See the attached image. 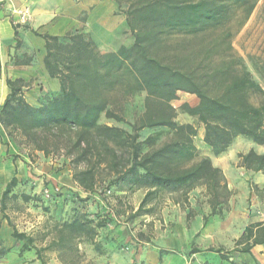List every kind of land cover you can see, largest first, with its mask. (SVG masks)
Masks as SVG:
<instances>
[{
    "label": "trees",
    "instance_id": "obj_1",
    "mask_svg": "<svg viewBox=\"0 0 264 264\" xmlns=\"http://www.w3.org/2000/svg\"><path fill=\"white\" fill-rule=\"evenodd\" d=\"M121 1L114 0L119 8ZM123 1L132 43L102 53L82 32L60 37L43 34L44 66L50 77L59 80L60 92L33 106L23 98L27 84L7 79L10 92L0 105V126L12 141L19 138L20 144L45 156L62 152L73 183L84 192H93L101 184L102 193L144 189L130 217L150 215L152 208L145 207L158 193H186L196 185L204 189L209 215H214L231 191L209 156L192 161L197 152L196 128L176 121L171 101L178 93L197 98L194 106L184 102L180 109L202 125V143L214 156L224 153L238 136L264 146V89L231 45L257 0H235L236 17L216 0ZM136 92L144 93L142 110L127 121L123 103ZM100 114L129 129L99 123ZM72 127L74 134L69 131ZM158 129L168 130L170 137L159 143L157 132L142 136L145 130ZM238 157L247 172L264 174V154L250 149ZM17 185L15 175L3 185L1 211ZM21 197L32 199L28 194ZM105 223L73 217L61 225L57 243L80 237L94 243L95 228ZM12 236L26 237L16 230ZM254 245L264 246V222L245 226L230 252L250 253ZM208 251L220 254L221 249Z\"/></svg>",
    "mask_w": 264,
    "mask_h": 264
},
{
    "label": "rangeland",
    "instance_id": "obj_2",
    "mask_svg": "<svg viewBox=\"0 0 264 264\" xmlns=\"http://www.w3.org/2000/svg\"><path fill=\"white\" fill-rule=\"evenodd\" d=\"M216 1L224 3L235 17L239 15V8L235 0ZM125 8L126 4L122 0L120 9L124 11ZM231 24H235V22L232 21ZM126 38H128L126 43L129 44L132 41L129 32ZM231 45L234 53L240 57L253 79L264 89V0H257L249 17L234 33ZM143 96L142 92L133 93L123 103L124 116L127 121H131L142 110ZM197 101L194 95L185 93H178V98L171 101L176 110V121L190 123L196 128L197 134L193 137V143L197 152L192 161H196L201 156H209L212 164L219 166L222 170L227 186L229 182L234 185L232 189L228 187L231 191L228 200H249L251 209L256 213L254 220L264 218V174L247 172L239 166L238 157V154L246 153L250 149L256 153L264 154V146L238 136L224 153L218 156L212 155L202 143V125L194 117H190L180 109V105L184 102L194 106ZM98 122L115 124L129 129L127 124L108 120L103 114H100ZM75 130L76 128L72 127L69 131L74 134ZM155 132L159 134V143L167 140L171 135L166 129H158L145 130L142 132V136ZM14 141L19 152L27 153L26 159L29 161L30 167H35L37 170L44 168V170L47 169V172L35 175L31 179V184L16 186L12 195L6 199L5 212L11 218L14 226L31 233L32 243L38 247L47 264H96L99 255H103L109 247H122L115 240L122 233L124 236H130V239L136 242L137 240L151 242L150 238L159 237L164 229L173 226L174 210L178 214L185 215L188 222L193 220L195 213L205 212L208 207V196L200 185H196L186 193L180 191L172 194L158 193L156 196L150 197L145 207L152 208L150 215L130 217L135 211L134 208L138 200L142 199L144 189L132 192L112 190L102 193L104 184H101L93 192H84L73 183L71 166L68 159L63 157L62 152L51 151L45 156L40 151L20 144L19 138ZM190 162H184V164ZM37 183H39L38 188ZM249 184L253 185L251 190ZM246 186L249 188L248 195ZM2 188L3 186L0 185V192ZM33 190L36 193H33ZM22 194H28L32 196V199L24 201L21 197ZM174 200H178L176 207L173 206L176 203ZM222 208L225 209L226 206L220 205L219 210ZM73 217L89 219L92 224H95L97 220L106 223L103 227L95 228L94 243L84 237L65 239L62 243H57L61 225ZM206 221L207 226L211 229L219 225V223L211 221L210 218ZM179 251L187 252L183 249Z\"/></svg>",
    "mask_w": 264,
    "mask_h": 264
},
{
    "label": "crops",
    "instance_id": "obj_3",
    "mask_svg": "<svg viewBox=\"0 0 264 264\" xmlns=\"http://www.w3.org/2000/svg\"><path fill=\"white\" fill-rule=\"evenodd\" d=\"M21 10L27 11L23 22L18 14ZM76 32L90 38L102 53L132 43H126L129 31L125 14L114 0H0V105L10 92L7 79H21L27 84L22 89L23 98L33 106L40 105L45 96L58 95L59 80L50 77L44 66L46 49L42 35L60 37ZM26 156L0 126V185L13 175L18 179L17 186L31 184L35 175L47 172L44 168L30 167ZM36 186L38 188L39 183ZM228 187L232 189L234 185L229 182ZM245 189L248 195V186ZM221 205L226 208L219 210V205L214 215H209L208 205L205 212L195 213L188 222L185 215L174 210L173 226L164 229L159 237L150 238L151 242H136L122 233L115 238L122 247H109L99 255L96 264H264L263 245H254L250 253L230 252L245 226L264 222V218L254 220L256 213L249 200H227ZM173 206H178V202ZM203 216L219 225L209 228L207 221L203 224ZM14 230L26 237H13ZM27 237L31 239V233L14 226L5 210H0V264H47L40 253L37 255L38 247L26 241ZM192 248L198 252L191 253ZM210 248H220V254L228 259L208 251ZM181 249L187 252L179 251Z\"/></svg>",
    "mask_w": 264,
    "mask_h": 264
},
{
    "label": "built area",
    "instance_id": "obj_4",
    "mask_svg": "<svg viewBox=\"0 0 264 264\" xmlns=\"http://www.w3.org/2000/svg\"><path fill=\"white\" fill-rule=\"evenodd\" d=\"M18 14H19L20 21L23 22L24 20H26V18H27V11L26 10H21L18 12Z\"/></svg>",
    "mask_w": 264,
    "mask_h": 264
}]
</instances>
